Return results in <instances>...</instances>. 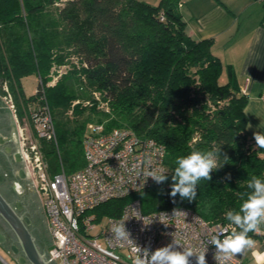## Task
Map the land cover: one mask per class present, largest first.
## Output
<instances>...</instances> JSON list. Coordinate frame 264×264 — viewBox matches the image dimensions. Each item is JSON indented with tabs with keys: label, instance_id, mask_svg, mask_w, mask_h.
<instances>
[{
	"label": "trees",
	"instance_id": "obj_1",
	"mask_svg": "<svg viewBox=\"0 0 264 264\" xmlns=\"http://www.w3.org/2000/svg\"><path fill=\"white\" fill-rule=\"evenodd\" d=\"M180 3L0 0V82L9 83L14 97L36 98L21 94L22 77L36 74L45 85L53 67L66 68L44 88L58 153L53 142L39 144L51 174L60 160L67 172L83 166L87 123L77 117L86 109L85 119L103 123L104 132L126 127L165 147L166 180L101 203L91 210L97 221L118 216L138 198L143 212L183 206L207 221L231 223L225 213L239 211L254 191L253 178L264 183V149L246 129L247 97L232 67L212 54V40L187 35ZM69 111L71 119L64 116ZM192 152L211 154V179L197 182L193 200L172 197L176 161Z\"/></svg>",
	"mask_w": 264,
	"mask_h": 264
},
{
	"label": "built area",
	"instance_id": "obj_2",
	"mask_svg": "<svg viewBox=\"0 0 264 264\" xmlns=\"http://www.w3.org/2000/svg\"><path fill=\"white\" fill-rule=\"evenodd\" d=\"M58 74L61 73L57 72L56 77ZM55 80L44 85L39 78L36 98L24 101L19 97L20 105L9 83L0 82V97L13 113L19 144L24 147L26 164L54 241L47 252L50 258L56 264H134V246L147 250L150 256L176 240L179 246L175 250L190 248L194 252L189 264H196L197 254L203 250L206 264H217L211 238L215 235L223 240L235 228L231 223L207 221L183 206L143 212L138 198L127 203L118 216L100 221L91 211L110 199L139 193L157 184L148 176L150 171L166 174L165 147L155 139L139 136L126 127L104 132L103 123L91 121L82 139L83 166L67 172L60 160L59 170L49 172L39 141L53 142L58 153L55 123L44 93L45 86ZM94 97L98 100L99 93L94 92ZM104 107L107 110L106 104L101 103ZM119 223H124L130 233L129 240L115 238L112 228ZM225 264L243 262L236 255Z\"/></svg>",
	"mask_w": 264,
	"mask_h": 264
},
{
	"label": "crops",
	"instance_id": "obj_3",
	"mask_svg": "<svg viewBox=\"0 0 264 264\" xmlns=\"http://www.w3.org/2000/svg\"><path fill=\"white\" fill-rule=\"evenodd\" d=\"M178 9L187 35L194 40L211 39L212 54L223 66L232 67L247 97L244 112L251 139L254 134L264 135V0H181ZM220 79L225 81V69ZM261 227L253 247L239 255L243 264H264V225ZM51 246L46 247L47 252ZM0 251L17 263L2 245ZM0 264L10 263L0 255Z\"/></svg>",
	"mask_w": 264,
	"mask_h": 264
},
{
	"label": "water",
	"instance_id": "obj_4",
	"mask_svg": "<svg viewBox=\"0 0 264 264\" xmlns=\"http://www.w3.org/2000/svg\"><path fill=\"white\" fill-rule=\"evenodd\" d=\"M30 170L13 113L0 97V226L15 240L5 246L0 231V243L18 264H56L46 251L54 241Z\"/></svg>",
	"mask_w": 264,
	"mask_h": 264
},
{
	"label": "clouds",
	"instance_id": "obj_5",
	"mask_svg": "<svg viewBox=\"0 0 264 264\" xmlns=\"http://www.w3.org/2000/svg\"><path fill=\"white\" fill-rule=\"evenodd\" d=\"M254 140L258 148L264 149V135L254 134ZM175 168L174 184L170 195L175 197L177 193L182 198L193 200L196 197V185L201 179L210 180V172L216 167V162L211 154H201L192 152L187 157L178 158ZM157 183L166 180V176L157 171L148 172ZM254 191L242 203L238 212L228 211L225 219L240 229H233L231 234L226 235L223 240L217 236L211 238V243L216 248L215 260L217 264H225L237 254H242L245 249L253 247L255 241L248 235L250 232L259 233L264 225V183L260 179L253 178L248 185ZM112 232L118 240H129L130 233L125 229L124 223L113 225ZM179 242H173L165 247H161L151 252L141 250L134 246L137 253L134 264H189V258L194 252L188 248L184 251L175 250ZM206 250L197 254L196 264H206Z\"/></svg>",
	"mask_w": 264,
	"mask_h": 264
},
{
	"label": "rangeland",
	"instance_id": "obj_6",
	"mask_svg": "<svg viewBox=\"0 0 264 264\" xmlns=\"http://www.w3.org/2000/svg\"><path fill=\"white\" fill-rule=\"evenodd\" d=\"M143 1V0H142ZM151 1H154V0H151ZM148 3V2H147ZM158 3V1L157 2H151V5H156ZM66 68H64V67H61V68H58V67H53V69H52V71H53V73H51V75H52V79L48 82V83H50V82H52V80H55L57 77H56V75H57V72L59 73H62L63 72V70H65ZM56 73V74H55ZM59 75V74H58ZM55 77V78H54ZM38 84H39V77L36 75V74H29V75H26V76H24V77H22L21 79H20V89H21V94L24 96V97H29V96H31V95H33L34 93H35V91H36V89H37V86H38ZM15 100H16V103H17V105H20V100L19 99H16L15 98ZM83 105H86V106H89L90 105V103L89 104H83ZM97 107L98 108H101V105L100 104H98L97 105ZM89 115V109H86L84 112H83V114L82 115H79L77 118L78 119H81V121L83 122V121H86V123H89V122H91V121H93V119L92 118H87V119H85L87 116ZM91 115V114H90ZM64 116H66V117H68V118H73L74 116L73 115H71V111H69L68 113H66ZM0 255L7 261V262H9L10 264H18V263H15V262H12V261H10V259L5 255V253H3V252H1L0 251Z\"/></svg>",
	"mask_w": 264,
	"mask_h": 264
},
{
	"label": "flooded vegetation",
	"instance_id": "obj_7",
	"mask_svg": "<svg viewBox=\"0 0 264 264\" xmlns=\"http://www.w3.org/2000/svg\"><path fill=\"white\" fill-rule=\"evenodd\" d=\"M16 138V137H15ZM16 142V145H17V140L15 141ZM21 164H22V161H21ZM22 167H23V164H22ZM26 174V173H25ZM26 177V176H25ZM1 228H0V231L1 232H5V234H6V231H5V228H3L2 226H0ZM11 242H15V240L14 241H12V239L10 240L9 238H8V235L6 234V243H5V246H9V244H11ZM0 245H2L1 243H0ZM12 255V254H11Z\"/></svg>",
	"mask_w": 264,
	"mask_h": 264
}]
</instances>
